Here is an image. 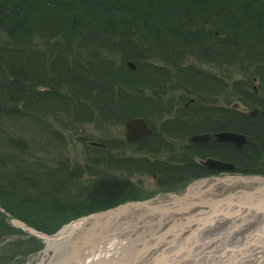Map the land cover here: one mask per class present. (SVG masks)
<instances>
[{
  "label": "trees",
  "instance_id": "16d2710c",
  "mask_svg": "<svg viewBox=\"0 0 264 264\" xmlns=\"http://www.w3.org/2000/svg\"><path fill=\"white\" fill-rule=\"evenodd\" d=\"M189 56L220 70L248 69L256 77H248L252 96H264V0H0V118L61 112L76 114L77 122L93 116L109 125L133 116L152 122L158 113H170L163 104L169 89L186 86L198 96L210 90L200 66H182ZM193 82L203 90L191 88ZM187 121H179L180 127L188 128ZM236 126L253 144L219 153L248 166L264 150V123ZM4 129L2 123L0 135ZM23 145L22 154L0 151V204L18 208L20 215L41 204L46 185L42 166L34 171L21 156L29 154ZM187 163L161 175L178 179L195 169ZM126 192L123 182L100 185L88 201L109 203ZM9 229L1 219L0 230ZM4 254L0 264L13 257Z\"/></svg>",
  "mask_w": 264,
  "mask_h": 264
},
{
  "label": "rangeland",
  "instance_id": "374dc122",
  "mask_svg": "<svg viewBox=\"0 0 264 264\" xmlns=\"http://www.w3.org/2000/svg\"><path fill=\"white\" fill-rule=\"evenodd\" d=\"M200 61L189 56L182 66L186 67L188 64L200 66V72L210 80V83H207L211 84L210 90L204 91L199 96L191 89L187 90L186 86L166 91L163 94V104L170 110V113L161 112L151 119L153 125L151 127H154L155 132L159 131L158 134L161 135L163 141L160 142L159 147L155 146L152 153L136 152V156L144 155L145 159H149L153 155L161 160L174 158L173 154H176V150L182 147L181 136L174 139L160 132L161 130L178 129L171 127V123L174 124V122L179 124L181 131L195 130L196 127L193 126L181 128L179 122L189 119L187 121L189 124H198L196 119L185 115L192 108L195 113H202V117L207 116L214 120L220 114L227 117L237 113L238 108L242 107V105H237L238 102L242 104L244 101L247 102L244 104L248 105L250 110H253V107L264 110V104L258 103L261 101L264 103V96L257 98L252 96L249 84L253 75L248 72V69L243 68V70L233 65L225 66V69L220 70L221 68L217 65L215 68L211 65L200 64ZM174 73L175 69L171 70V82L175 80ZM248 77L251 79L248 80ZM252 81H256V77ZM196 83L193 82L190 87L195 88ZM252 88L254 93L258 91L256 85H252ZM184 89H186L185 93ZM197 89L203 90L198 86ZM240 90L247 95H243ZM176 109L182 114L180 117H177ZM162 110L165 109L162 108ZM76 116L74 113L64 115L57 112L53 115L42 112L41 114L34 113L33 117L27 115L0 118L1 121L3 120L0 125L3 123L6 128L4 130L8 133L5 135L6 132H1L0 151L11 155L22 154L23 148L20 147H24V143L29 148V154L21 156L26 158L25 162L34 171L36 167L42 166L46 180L45 187L47 186L43 188L41 204L31 209L29 213H23L25 215H20L23 211H19L16 207V211L13 209L9 211L0 204V212L3 214H0V220L3 219L5 224L10 226V229L4 233L0 230V253L5 252V257L13 255L9 258L10 261L9 259L4 260L2 264H149L152 253L149 251L150 248L153 249L154 255H159L162 252V254L167 253L168 248L171 247H176V249L166 259L163 258L162 263L164 264H235V261L242 263L246 259L248 262L253 260L252 264H264V194L258 193V189L264 185V157L262 156L264 150H261L259 157L248 166L232 169L218 168L209 163L216 159L207 157L201 163L208 169L210 168L213 174L202 172L204 171L203 166L192 162L190 164L195 169L182 174L176 181H173V178L170 181L164 178L159 180L161 173L162 175L165 173V169L145 162L141 163V160L133 161L130 167L118 172V169L112 168L111 160L101 153L99 155L104 159H99L100 156L96 159L98 154L92 146L95 143H104L115 148L125 144L126 120L124 123L109 125L98 119L94 120L95 116L89 120L77 122ZM177 123L174 126H177ZM201 130L202 128L198 131ZM231 133L237 134L236 132ZM203 134L207 133L196 136ZM10 138L13 142L15 141L14 146H10ZM246 140V143L251 142L244 136V141ZM179 141L180 144L175 143ZM200 150L197 149L195 152ZM30 152L34 155L30 156ZM191 156L184 158L185 163L194 161L195 158ZM154 170L158 172L157 179L149 173ZM0 171L2 173V166H0ZM6 171L8 170L4 169L5 173ZM52 174L54 178L50 179ZM96 175L125 177L129 183L126 192V196L129 197L109 202L108 206L98 210L94 208L100 204L89 205L87 202L84 203L86 206H81L82 195L88 192ZM130 178H135V180L131 181ZM8 179L10 180V177ZM227 179L232 180V183H228ZM158 182L165 184L158 187ZM197 184H202L199 186L201 189L192 190L188 197L197 201L194 206L191 204L192 207L186 209L175 206L166 209L163 213L158 212L152 215L150 218L152 223L146 225L147 228L142 227L145 229L141 235L131 232L106 246L92 244V239L87 236L91 233L93 237L94 228L100 226H96L98 215L129 203H136V201L144 203L174 198L180 200V197L183 198L184 194L191 191L189 190L191 187H198ZM50 192H55L56 196L50 197ZM229 195L238 196V199L244 200L242 205L244 208L238 211L234 218H232L233 209L227 205L230 202L227 198ZM221 197L224 199L221 207L212 206L216 200H221ZM252 197L258 198L260 204V207H256L258 210L252 204L254 203ZM202 198H206L208 202H203ZM250 206L252 210L248 209ZM200 207H209L208 210L215 209L219 215H209L211 220L208 219L205 226H199L200 223L193 220L197 212H193ZM207 218L209 217L204 219ZM237 234H246L242 244H249L246 251L241 253H239L240 248L232 244V238H237ZM163 237H166L164 244H162ZM30 239L35 240L36 244L28 242ZM23 246L25 249H21ZM238 254L239 257L236 256Z\"/></svg>",
  "mask_w": 264,
  "mask_h": 264
},
{
  "label": "flooded vegetation",
  "instance_id": "af4514ba",
  "mask_svg": "<svg viewBox=\"0 0 264 264\" xmlns=\"http://www.w3.org/2000/svg\"><path fill=\"white\" fill-rule=\"evenodd\" d=\"M237 105H242V107L238 108V112L235 113L233 116H222L220 114V116L218 118H215L216 120H213L212 122H210L206 117H202V113H195V112H191V113H187L185 114L188 117H192L194 119L197 120L198 124L196 123H192L189 124V122H187L188 125L193 126L194 128L196 127L195 130H185V131H181L179 130L180 128L177 126L178 129L175 130H161L160 133L171 137V138H176V137H180L182 139V147L178 148L176 151V154H173V157L171 160H161L158 159L157 157L155 158L153 155L149 158V159H145L144 155H135L136 152H147V153H152L153 150H155V146L156 148L159 147L160 142H162V138L161 135L158 134L159 131L154 130V127L152 128V122H150L148 119H146V121L149 123L150 127L152 128V132L151 134L142 136L140 139L135 140V141H129L127 140V135H126V127H125V144L121 145L120 147L115 148L114 146H109L106 145L104 143H99V144H94L92 145L94 147V149H96V153L98 154L96 156V159L99 158V154L101 153L103 156H105L106 158L111 160V164H112V168L118 169V172H120L121 169H126L127 167H130L134 162L133 161H137L139 162V160H141V163H149L151 165L160 167V168H167V167H177V166H181L183 165L186 161L184 158H188L189 156H192L193 159H197L191 162H188V165H192L190 163L193 162V164H197L199 166H203L204 171L202 172H212L211 169L202 164V160L207 158V157H212L215 158L216 160L219 161H223V162H230L231 165L235 168H241L242 166L240 164H238L236 161L233 160V158H230L226 155H224L223 153L220 154V150L222 152H232L233 149H237L239 150L244 144H246L247 140L244 141V143L242 142L240 145L237 144L234 141H230V140H222L218 138V133L220 132H236L239 135H243L245 137L248 138L247 134L244 132V130L242 128H240V126H236L237 123L239 122H244L245 124H253V123H264V110L260 109L258 107H253V110H250L248 105H245L244 103H240L238 102ZM197 109V108H196ZM255 109V111H254ZM222 116V121L220 120ZM177 117H180V115H178ZM225 117V118H224ZM189 120V119H187ZM255 122H254V121ZM181 121V120H180ZM237 122L236 125H233L231 122ZM177 122H174V124ZM218 124H222V127H220ZM207 125V126H205ZM200 127V128H199ZM201 131H198L199 129H201ZM203 129L205 131H203ZM181 132L185 133L182 134ZM202 133H207V134H203V135H208V137L204 140H195L193 139L194 136L196 137L197 134H202ZM187 134V135H186ZM179 139V138H178ZM127 143V144H126ZM176 144H180L179 142H175ZM215 149L211 150V149ZM197 149H201L200 151L195 152V150ZM105 153H103V152ZM195 153H192V152ZM132 152V153H131ZM191 154V155H190ZM175 155V156H174ZM187 155V157H186ZM185 156V157H183ZM103 157L100 156L99 159H101ZM104 159V158H103ZM149 160V161H148ZM153 162V163H152ZM200 169V168H199ZM201 171V169H200ZM152 174V176L154 178H158V172H156L155 170L152 172H149ZM215 173V172H214ZM206 174H211V173H206ZM213 174V172H212ZM137 178L140 179L139 176H137ZM153 178V179H154ZM164 179H168V181L171 180L172 177H163L162 175L160 176V178H158L159 180H163ZM131 181L135 180V178H130ZM176 179L173 178V181H175ZM127 179L125 177H115V176H99L96 175L95 178L93 179V181L90 184V188L88 190V192H85L82 195V204L81 206H86L84 205V203L89 202L88 200H90L92 197L96 196L95 192H97L98 188L103 185L106 184H110V183H116V182H123L126 183V186H128L129 183H127ZM158 181V180H157ZM159 183V182H158ZM160 184V185H159ZM159 186H163L165 183H159ZM168 185V184H167ZM160 189V188H159ZM166 189V186L164 188V190ZM161 190V189H160ZM72 191H74V188H72ZM135 194V191L132 190ZM129 196H122L120 198L122 199H126ZM71 198V197H70ZM67 200H69V198H66ZM92 203L89 202V205H91ZM108 206V203H103L100 205H97L96 210L98 209H103L104 207Z\"/></svg>",
  "mask_w": 264,
  "mask_h": 264
},
{
  "label": "bare ground",
  "instance_id": "6f19581e",
  "mask_svg": "<svg viewBox=\"0 0 264 264\" xmlns=\"http://www.w3.org/2000/svg\"><path fill=\"white\" fill-rule=\"evenodd\" d=\"M226 181L228 183H232V180H230V179H227ZM201 185L197 184L198 187H194V186L191 187L189 189L191 191H189V193H187V194H184L183 198L180 197V200H177L178 198L177 199L174 198V199L166 200V201H158V202L151 201V202H144V203H140V204L137 203V201H136V203H129L127 205L121 206V208H117V209L112 210L108 213H104L100 216L98 215L97 216L98 223L96 226H99V225L100 226L94 228V231L92 232L94 234L93 237L91 236V233L88 234L87 236L90 237V239H92V244H97L98 246L99 245L106 246L108 243L115 241L118 238H123L124 235L129 234L131 232H133V233L135 232V233H138L141 235L142 231L145 228H147L145 226L150 225L152 223V221H150V218L152 217V215H154L158 212L163 213L166 209L174 208L175 206H179V207H182L184 209L191 208L192 207L191 204L194 206V204L197 201H195L194 199H189L188 197L191 194L192 190L201 189V187H199ZM263 187H264V185H262L260 187V189H258V193L262 192L264 194V190H263L264 188ZM233 197H235V196L229 195V197H227L228 200L230 201V202L228 201L229 203L227 205H229L230 209H233V212H234V216H232V218H234L235 215L238 214V211H242L241 209L244 208L242 206L244 204V200L240 199V198L238 199V196L235 198H233ZM227 198H225V199H227ZM220 199L221 200L215 199L216 202H214L212 204V206L216 205L217 207L219 206V208H220L222 205V201L224 200L222 197ZM259 199H260V197H259ZM191 200H193V201H191ZM240 200H242V202ZM252 200L254 201V203H252V204L255 205V209L258 210V208H256V207H260V204L258 202V198L256 199V197H252ZM199 201H200V203H203L205 201L208 202V200L206 198L205 199L202 198L203 202L201 200H199ZM212 201H214V200H212ZM225 202H227V201H225ZM162 203H164V204H162ZM208 208L200 207V209L197 210V208H196L194 210L193 213L197 212V214L194 215L193 220L199 222L200 223V224H198L199 226H205L206 223L209 220H211L209 215H211V214H214L217 216L219 215L218 214L219 212H217V210H215V209L208 210ZM248 209L252 210V207L250 206V207H248ZM244 213H246V212L244 211ZM207 216L209 218H207L205 220L204 218ZM208 225H210V223ZM142 227H145V228H142ZM245 236H246V234L245 235L244 234H240V235L237 234L236 235L237 238H235V237L232 238V240H233L232 244H236L240 248L239 253L246 251V247L249 246V244H242V241H244V238H246ZM165 240H166V237L165 238L163 237L162 238V244H164ZM248 240H250V239H248ZM235 241H236V243H234ZM254 241H256V238H254ZM175 249H176V247H171V248H168L167 253L162 254L163 253L162 252L159 255H157V254L154 255L153 249L150 248L149 251H150V253L152 252L153 254L152 253L150 254L151 255L150 256L151 262L149 264H164V263H162L163 258L166 259V257L168 255L172 254ZM236 256L239 257V254ZM244 257L247 258L246 254H244ZM241 260H243V259H241ZM245 261L243 260L242 263L235 261V264H244ZM252 262H253V260L250 262L246 261L245 264H252Z\"/></svg>",
  "mask_w": 264,
  "mask_h": 264
},
{
  "label": "water",
  "instance_id": "95a60500",
  "mask_svg": "<svg viewBox=\"0 0 264 264\" xmlns=\"http://www.w3.org/2000/svg\"><path fill=\"white\" fill-rule=\"evenodd\" d=\"M128 64L132 68L135 67L134 63H132L131 61H129ZM125 127H126L127 140L129 141L138 140L142 136L151 134L152 132V128L150 127L149 123L146 121L144 117L141 116L128 118L125 122ZM207 137L208 135H201V136H196L193 139L204 141ZM218 138L222 140H231L239 145L244 141L243 135H239L231 132H220L218 133ZM209 163L212 164V166L218 168H224V169L233 168L231 164L219 160H211Z\"/></svg>",
  "mask_w": 264,
  "mask_h": 264
}]
</instances>
